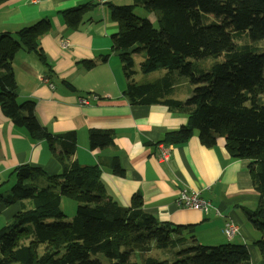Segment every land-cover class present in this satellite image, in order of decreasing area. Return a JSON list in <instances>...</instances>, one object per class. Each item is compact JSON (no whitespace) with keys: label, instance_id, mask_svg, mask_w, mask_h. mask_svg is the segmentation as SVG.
Masks as SVG:
<instances>
[{"label":"trees","instance_id":"obj_1","mask_svg":"<svg viewBox=\"0 0 264 264\" xmlns=\"http://www.w3.org/2000/svg\"><path fill=\"white\" fill-rule=\"evenodd\" d=\"M89 7L62 12L65 25L77 29ZM135 8L152 15L153 22L136 16ZM109 9L118 23L112 50L122 64L127 80L123 95L129 104H161L187 116V124L167 133L162 143L183 144L196 131L203 146L212 147L224 138L232 158L251 161L261 201L246 215L261 235L254 245L261 258L258 264H264V50L257 46L264 42V0H134L133 6ZM51 29V23L42 20L0 36V109L32 140L58 148L62 166L52 177L29 165L18 166L0 185L13 182L8 194L0 193V216L5 209L15 210L11 222L0 229V264H251L245 245L203 246L193 236L194 226H174L144 213L139 194L127 207L108 197L99 166L70 160L77 150L76 133L52 136L38 123L34 103L18 102L15 55L33 54L49 69L40 39ZM142 53L144 75L160 70L166 74L135 82L132 56ZM222 56L206 71L192 63ZM105 60L81 65L91 70ZM179 80L194 86L185 101L168 98L181 85ZM88 141L91 150L111 148L114 134L93 129ZM110 170L124 176L117 156L111 158ZM64 198L77 205L70 221L61 209ZM169 247L172 261L149 256ZM134 253L139 260L131 262Z\"/></svg>","mask_w":264,"mask_h":264},{"label":"crops","instance_id":"obj_2","mask_svg":"<svg viewBox=\"0 0 264 264\" xmlns=\"http://www.w3.org/2000/svg\"><path fill=\"white\" fill-rule=\"evenodd\" d=\"M85 5L90 9L78 28H68L62 12ZM110 5L129 7L134 0H105L102 4L93 0H6L0 5V36L13 35L42 20L49 21L52 28L40 39L49 69L33 54L19 51L15 55L18 102L34 103L38 123L52 136L76 133L77 150L70 160L81 166H99L107 196L121 206H129L131 198L139 194L144 213L174 226H194L193 236L203 246L245 245L249 255L253 253L255 257L252 261L250 256V263L258 264L261 258L254 244L261 235L250 226L246 215L256 210L261 201L251 173L254 166L249 160L232 158L224 138L216 139L212 147L203 146L196 131L187 142L170 145L166 161L159 160L158 144L167 133L185 126L187 116L161 104L130 105L124 97L127 80L118 54L112 50L118 23ZM134 14L154 20L142 8H135ZM105 56V62L91 70L81 65L82 61L99 62ZM41 77L48 79L52 89L40 81ZM177 83L181 85L174 90L185 88L187 96L177 101H185L191 88L185 80ZM80 99H87L88 105H80ZM93 129L112 131L114 146L91 150L88 132ZM57 153L58 148L50 147L45 140H32L0 109V185L18 166L29 165L50 177L59 175L62 166ZM116 156L124 171L122 177L110 170V160ZM182 189L199 193L219 215L178 208L175 200ZM14 212V208H8L1 216L9 219ZM226 222L238 228L231 240L223 234Z\"/></svg>","mask_w":264,"mask_h":264},{"label":"rangeland","instance_id":"obj_3","mask_svg":"<svg viewBox=\"0 0 264 264\" xmlns=\"http://www.w3.org/2000/svg\"><path fill=\"white\" fill-rule=\"evenodd\" d=\"M242 42H243V40L240 41V43H238V44H242ZM257 46L259 48H262V50H264V42H259L257 44ZM132 58H133V62L135 64V67H133V71L137 73V77L134 75V79H137V81H139V83L147 81L146 80L147 78L152 79V76L162 75L163 73L166 72V70H160V71H157V72H155L153 74H150V75H144L141 72V70H140V65L145 60L144 53H142V54H134L132 56ZM222 60H223V56L220 57V58H218V59L207 58V59H203V60L192 61V63H193V65H194L195 68H198L199 70L206 71V70H209V68L212 65H214L215 63L221 62ZM188 86L193 91L194 86L193 85H190V83H188ZM180 95H183V96H180ZM185 95H186V89L185 88H181V89L177 88L173 92V94L171 96L169 95L168 98L173 99V100L183 99V97H187ZM263 100H264V96H263ZM10 189H11V186H8V187L2 188V189L0 188V193L6 195V194L9 193ZM76 207H77V205H76V203L74 201L69 200V199H63V202L61 203V209L64 212L65 219L67 221L72 220V218L74 217V215L76 213ZM11 220H12V218H9L8 219L6 215L0 216V229L3 228V227H5L6 225H8L11 222ZM41 253H42V251H40V254ZM250 253H251V251H250ZM173 255L174 254L172 253V248L171 247H169L167 249H163V250H157V249H155V250H153L149 254V256H151V257H156V258H159L160 260H168V261H172L173 260ZM259 255L260 254L258 252V256ZM137 256L138 255L136 253H134L132 255L130 261L131 262H136L135 260H139V257L137 258ZM250 256H251V260L254 261V258H255L254 257V254L251 253ZM96 257L102 258L104 260V257L102 255H98ZM134 257H135V260H134Z\"/></svg>","mask_w":264,"mask_h":264},{"label":"built area","instance_id":"obj_4","mask_svg":"<svg viewBox=\"0 0 264 264\" xmlns=\"http://www.w3.org/2000/svg\"><path fill=\"white\" fill-rule=\"evenodd\" d=\"M98 4H102L105 0H93ZM40 81L44 84H48L49 88L52 89L51 83L48 79L40 78ZM80 105L87 106V99H80ZM158 149L160 150L159 160L166 161L169 157L170 145L165 143L158 144ZM176 206L181 209H188L200 212L204 215H209L214 212L216 215H219V212L213 208L212 204L202 198L199 193L189 191L187 189H182L179 191L176 200ZM238 233V228L232 222H226L223 228V234L228 239L231 240Z\"/></svg>","mask_w":264,"mask_h":264}]
</instances>
